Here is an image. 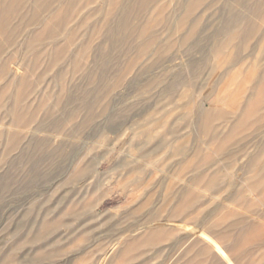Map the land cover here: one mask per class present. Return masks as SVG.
Returning a JSON list of instances; mask_svg holds the SVG:
<instances>
[{
  "label": "bare ground",
  "instance_id": "1",
  "mask_svg": "<svg viewBox=\"0 0 264 264\" xmlns=\"http://www.w3.org/2000/svg\"><path fill=\"white\" fill-rule=\"evenodd\" d=\"M215 3L222 15L221 23L211 35L201 37L200 17ZM255 18L264 22V0H0V146L4 165L0 172V203H5L10 194L20 195L22 190H30V195L22 201L30 212L24 211L23 217L31 213L37 215L30 226L35 231L26 227L27 233L31 234L29 240L26 233L23 235L27 230L23 229V232L21 225L18 227L11 246L3 252L5 260L11 258L16 249L24 251L35 245H39L38 251L44 254V259H58L64 263H71L87 253V250L78 249L70 259L63 260L71 255L63 251L69 239L78 234L81 236L80 233L88 237L101 217L111 218V210L98 212L104 200L112 196L111 189H102L107 173H102L101 168L117 151V144L124 142L130 147L127 155L130 161L122 160L114 170L131 168L137 172V182L142 190L146 188H143L144 184L155 178L156 172H162L164 177L178 181L170 185L171 196L175 199H168L160 213H144V219L136 220L137 225L123 226V230L117 231L115 236L119 235L124 241L119 244L120 238L116 237L119 238L116 240L118 246L102 254L101 259L110 258L101 264H111L119 257H126L128 264H152L160 259L162 261L157 264H176L192 251L195 255L209 256V264H228L221 257L233 249V244L240 242L243 231L251 227L253 217L250 220L237 217L216 231L220 225L211 218L217 211L224 212L221 204H217L215 211L206 213L205 219L196 227L203 230L201 235L189 231L178 238L173 234L181 227L183 219L206 204L195 192L202 188L205 192L213 191L221 171L219 168L214 170L210 160L206 161L205 167L190 161L187 164L193 157V150L177 147L183 138V127L178 122L185 121V128L205 132L212 141H219L223 134L218 129L230 123L233 127L264 129V30ZM157 26H161L162 33L156 31ZM183 49L191 55L204 49L201 59L189 60L194 79L200 77V70L215 59L218 64L213 68L225 67L226 74L252 63L256 69L252 80L254 89L248 93L247 100L257 94L258 105L248 109L241 104L232 115L216 107L219 103H212V95L208 94L205 101L190 103L188 116L179 118L170 127L167 121L160 122L161 119H155L151 114L163 110L159 103L139 109L138 103L130 108L124 106L127 98L121 90L127 75L137 68L130 85H138L139 92L151 93L159 88L158 95L172 96L173 100L178 99L177 102L189 107V93L177 94L179 87L187 86L193 80L192 77L186 81L177 72L181 60L179 52ZM42 64L51 69L50 72L55 70L53 67L57 70L38 72ZM205 102L210 103V107L205 106ZM105 113L104 118H99L102 121L92 126L85 137L83 134L78 138ZM191 117L195 118V124L191 123ZM135 125L145 128L138 142V137L129 138L127 133ZM157 125L164 133L151 146L155 139L151 132ZM108 134L115 135L114 139L110 144L101 145L108 149L97 155L94 152L95 146L99 145L98 140L96 145L97 136L106 140ZM228 137L233 140L232 131ZM73 138L79 139L78 145L68 156L63 155V147ZM167 147L171 148L170 153L176 160L166 169L157 167L154 156ZM224 150L223 146L220 151ZM12 152L17 153L11 156ZM253 154L248 163L245 161L243 170H246L245 174L254 172L257 178L264 174V162L259 160L264 155V141ZM225 158L227 166L236 161V155L232 153ZM188 169L191 175L184 177ZM227 173L233 174L232 171ZM205 179H208L206 184L201 181ZM93 196L94 201L91 200ZM244 199L240 197L249 207ZM151 210L154 212L155 209ZM194 222L190 219L184 229L191 228ZM72 227L71 233L62 231ZM234 232L237 235L233 244L222 250H194L201 241L229 237ZM51 237L61 238V242L54 245ZM189 261L187 259L186 264Z\"/></svg>",
  "mask_w": 264,
  "mask_h": 264
},
{
  "label": "rangeland",
  "instance_id": "2",
  "mask_svg": "<svg viewBox=\"0 0 264 264\" xmlns=\"http://www.w3.org/2000/svg\"><path fill=\"white\" fill-rule=\"evenodd\" d=\"M213 5L214 6H212L210 10H208L205 14L201 15L200 17L199 32L201 37H207L211 35L217 29V26L220 25L221 23L222 15L218 12L216 3ZM236 8L239 7L237 6ZM242 11L244 12V10ZM255 21L264 30V22L256 18ZM156 31H160V33H162L161 26H157ZM163 36H165V33H163ZM211 43H214V41L212 40ZM204 49H206V47H204ZM204 49L192 55L186 52L185 49H183L182 52H179L181 60H180V64L178 65L177 72L182 74L183 78L186 81L190 80L194 76L193 69L189 65V60L191 58L195 60L201 59ZM262 63L264 64V61ZM217 64H218L217 59L209 61L208 66L200 70L201 72L198 75L200 77H197L196 79H194L195 77H193L192 82L189 84L187 83L186 84L187 86L179 87L177 94L189 93L187 94L188 96L187 98L189 99L188 100L189 107L184 106L183 102H177L178 99L173 100L172 96H165L160 94L158 95L159 88H155L153 91H151V93L139 92L138 85H130V82L134 79L133 75L137 69L135 68L133 70V73L127 75V82L125 83V85H123L122 88L123 90H121L122 93L127 98V101L125 102L124 106L127 105L130 108L133 106V104L138 103L139 106H137V109H139L140 107L145 105L159 103V105L163 108V110H160L158 114L155 111L151 112V114L155 119H161L160 122L167 121L168 127H170L173 124H176V121L179 118H183L186 114H187L186 116H188V114L190 113L189 112L190 103L194 104L196 103V101L197 103L201 101H205L208 94L212 95V100H210L212 103L213 102L219 103L216 107L218 108L220 107L221 109L225 110L226 112H229L232 115H234L237 112L236 108L241 104L243 105L245 104L248 109H253L254 107H256L258 105L257 94L252 99L247 100L248 93L254 89L252 85V80L254 79L256 72L254 65L252 63H249V65L241 66L239 68L237 67L233 69L231 73L226 74L225 67L220 66L213 68V66L215 67L217 66ZM47 69L50 72L51 69L45 66V64H42L39 67L38 72ZM53 69H55L54 71H56L57 67L55 68L53 67ZM54 71L52 70V72L50 73H53ZM75 77L81 78V75H76ZM132 86L135 87L138 86V87L137 89H135V87ZM126 98L124 100H126ZM205 106L210 107V103L205 102ZM137 109L134 108V111H136ZM97 112L99 113V115L102 114L101 108L97 109ZM106 114L107 113L103 114V116L101 117H98L97 118L98 122L95 120V122H93V124L88 129H85L83 133L81 132L78 138H81L83 134H85L83 136L85 137L89 133L90 128L92 126L95 127L97 124H99L102 121V119L99 120V118H104ZM0 119L2 120V118ZM189 119L192 124H195L194 117H191ZM178 123L179 125H181V127H183L182 128L183 130L181 132L183 138L179 141L177 147H179L180 149L183 147L182 150L184 151H187L189 149L193 150V151L189 150L193 152V157L187 161V164L190 161L192 164L199 163L200 165L205 167L204 165L206 161L210 160L211 162L214 163L213 164L214 170L216 168H219L221 169V171L217 174L218 176L217 178L218 180L216 183L217 185L213 191L205 192L206 190L202 188L200 189V191L197 190L195 192L197 195L204 198L206 204L199 211L192 212L189 214L187 218L183 219L181 222V227H179L177 231H174L173 234H176L178 238L185 236V234H187V232L189 231H194L196 236L201 235L203 230L196 228L198 224L201 223L200 220H203V218L205 219V216L207 214L215 211L217 204H221V206L224 208V212L221 213L217 211V214L215 213L214 216H212L211 218V220L216 221L217 224L220 225L219 228L215 229L216 231L222 230L226 225L236 220L237 217H241V218L243 217L247 219L249 218L251 219V217H253L252 218L253 226L251 225V227L248 230L243 231V233L241 234L242 238L240 242L236 243L235 245L233 244V241L235 238L234 236L237 235V232H234L229 237L219 238L218 236L212 240L201 241L195 246L194 250L202 248V249H211L216 252L222 250L223 248H225L226 246L232 243L233 249L230 250L225 255H223L221 257V260L223 258V261L228 262V264H232V262L235 264H264V174L261 175L260 177L255 178L254 172H251L250 174L249 173L245 174L246 170L245 169L243 170V167L244 165H246V162L248 163V160H251L252 157L251 153L253 154V152H255L253 154L254 156L257 151V146L259 145L260 142L262 143V141H264V129L257 131L249 127L244 128L240 125L233 127L234 125L230 123L228 124L227 127L222 126L221 128L218 129L219 133L223 134L222 138L219 141H212L205 132L199 129L185 128L184 127L185 121H179ZM159 126L160 125L155 126L154 130L151 132V135L155 137V139L152 140L150 143L151 146L155 145L157 143V139L164 133V130ZM131 127H130L131 129L127 131L128 137L130 138L135 136V138L138 137L136 141L137 142L140 141V139H142V137L140 136L143 134L145 128L140 126L138 127L136 125ZM231 131L234 134L233 140H231V138L228 137ZM114 137L115 135L108 134L107 139L104 140L101 137V135H98L96 138V142L98 140L99 145H97L98 144L97 142L96 143L97 146H95L94 152L97 155L104 154L108 148L107 147L105 148L104 146L101 145L110 144L114 139ZM76 138L68 140L67 145L63 147L62 150L63 155L68 156L72 151V149L78 145L79 139ZM104 141L105 143H103ZM248 142L250 143L248 144ZM223 146L225 150L222 152L220 151V149ZM240 147H242L243 149ZM245 147H247L248 149ZM116 148L117 151L115 153H112L108 157V159H106V161L104 162L101 168L102 173H107V175L103 177L102 189L103 190L111 189L112 196L104 200L98 212L103 213L105 211L111 210L112 211V214L110 215L111 218L101 217L99 220V224L92 228L91 233L88 237L80 233L81 236H79L78 234L77 236L69 239L68 244L66 245L63 251L71 255L65 256L63 260L70 259L72 255L75 253V251H77L78 249L87 250V253L81 254L79 258H75V260H71L70 261L71 263H69L68 261L67 263H64V261L58 262V259L55 260L44 259L45 258L44 254H41L42 252L38 251L39 245L37 246L35 245V247L34 246L27 247L26 250L24 251H19V249L15 248L16 255L14 254L11 258L5 260L3 256V252L7 250L8 247L11 246L12 240L14 239V233L20 229L18 227L21 225L20 227L23 232L24 230L25 231L27 230L26 227L28 228V230L33 231L31 230V227L34 221H36L35 218L37 217V215L34 216V213L33 214L31 213V215H29L31 217L29 216L23 217L25 212L27 213L30 212V209L27 204H25L24 206V204H22V201H24L30 195L31 191L22 190L20 195L10 194L4 200L5 203L2 202L0 203V264H60V263L61 264L62 263L101 264L102 261L107 262L110 257L105 256L106 259L103 260L101 259L102 258L101 256L104 253H109L112 249L118 246L116 243L119 241L120 236L119 235L115 236V234H118L117 231L123 230L127 226H130V228L134 227L135 225L138 224L136 222L137 219L139 220V221L137 220L138 222L142 220L141 218L144 219V217H142L144 213L146 215L149 214L150 212L153 214L160 213L161 209L165 206L168 199L169 200L175 199L173 196H171L172 193L170 190V185L175 184L178 181L176 179H170L169 176H165L169 178L164 179L165 178L164 173L162 172H156L155 178L150 183L144 184L143 188L145 187L146 188L142 190L139 189L140 188L139 183L137 182L139 178V174L137 172L132 171L131 168L114 170V167L118 165V163L121 162L122 160L125 159L127 161H130V159L127 158V155L130 154V147L128 145H125L124 142H119ZM236 148H239V150H237ZM118 151H120V153ZM170 152H171V148L167 147L155 154L154 156L155 158L153 159V161L157 163V167L166 169L168 165H170L176 160V157L175 156L173 157V155ZM16 153L17 152H12L11 156L13 155L15 156ZM230 153L236 155V161L234 164H232V166H227L225 162L226 159L225 157L230 155ZM243 156H245V158ZM259 158H260L259 159L260 162L261 161L264 162V155L260 156ZM1 160H2V147L0 146V172L2 171V169H4V165L1 162ZM183 166H186L185 163L183 164ZM189 171L191 170L188 169V171H186V173H184L183 176L184 175H185L184 177L190 176L191 173ZM211 171L212 170L209 169V172ZM228 171H232L233 174L229 176L227 173ZM207 180L208 179L201 181H203V183L206 184ZM154 182H156L158 186ZM256 186H258V188H256ZM164 189L166 190V193ZM201 191L202 194L200 193ZM145 194L146 195L149 194V195L146 196ZM211 196L213 197V199H211L212 198ZM240 197H244L245 198L244 200L248 201L250 206L247 207V205H244V202L243 203L241 202ZM92 199L94 201L95 196L91 197V200ZM223 199H225L224 203H222ZM18 204L20 207L18 206ZM154 206L157 208V210ZM17 209L20 210L17 211ZM151 209H155L153 210L154 212H152ZM254 214L255 216H253ZM32 219H34V221H32ZM190 219L195 220L194 222L195 226L193 225L191 228H188L189 230L184 229L186 223ZM40 220L41 219L37 218V222H40ZM3 221L5 222V224ZM254 221L255 223H253ZM9 223L10 226L12 224L13 225L15 224L14 226L12 225L13 227L11 226L12 229L8 225ZM123 226L125 227L123 228ZM13 230L14 232H11ZM28 230L24 232V234L22 232V234L25 235L26 233L27 235L26 238L30 239L31 234L27 233ZM62 231L66 233H71L72 231H74V227L70 229H63ZM93 232L95 234H93ZM92 235L94 236L92 237ZM50 239L54 245L61 242V238L54 239V237H51ZM114 240L115 241L118 240V241L114 243ZM123 241L120 238L119 244L123 243ZM88 245H90V247ZM187 259H190L188 264H209L211 260L209 256L203 257V256L195 255V252L192 251L187 255L186 258H183L176 264H186ZM56 261L58 263H56ZM160 261H162V259L157 260L156 262L153 261L152 264H157ZM111 264H128V259L126 257H119Z\"/></svg>",
  "mask_w": 264,
  "mask_h": 264
}]
</instances>
